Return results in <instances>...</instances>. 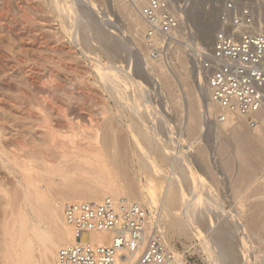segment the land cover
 I'll list each match as a JSON object with an SVG mask.
<instances>
[{
    "label": "bare ground",
    "instance_id": "1",
    "mask_svg": "<svg viewBox=\"0 0 264 264\" xmlns=\"http://www.w3.org/2000/svg\"><path fill=\"white\" fill-rule=\"evenodd\" d=\"M109 2H111V5L113 6L117 4L115 0H109ZM80 3L83 5V9L86 12L85 14L87 15V17L95 14L97 15V18H99L101 23L108 25L111 19L107 15H102L99 8H97V6L92 0H68L67 2L65 0H53L52 2L53 7L56 9V11L59 12V15L61 13H66L67 16V12H71L70 14L75 15L73 14L74 9L76 5ZM120 5L122 6L120 8H122V11L124 12L125 16L128 18L130 23L132 22V27H135V29L137 28V32H135V34L139 33L140 31L141 35V32L143 33L144 31V25L137 12V9L135 7H132L131 9L123 3H120ZM186 12L187 11L179 12L180 17H183V14H186ZM70 14L69 17L71 18ZM262 17L259 15V17L255 19L252 29L257 33L264 34V31H262L264 30V18ZM204 24L198 34L200 35V38L203 41L207 42L212 38V34L209 28L206 27V25ZM114 34L116 35V33L108 29L105 32L104 36L108 39L113 38L112 35ZM130 35L133 36L134 34H128L127 37H130ZM132 36L130 39H132ZM119 38L122 37H117V39ZM123 39L125 38H122L121 42L123 41ZM130 39L128 38V40ZM20 40L21 39H19V41ZM72 41V44L74 43L79 48V42L81 41V39L80 37H78L77 34L73 36ZM117 41L116 38H113V42H111L106 48L107 53L119 48L121 42H119V44ZM134 41L135 40L133 39L132 43ZM140 41L142 42L143 48L141 46L138 49L136 48L137 55L139 58L138 65L141 67L143 72L145 71L144 75H146V78L151 84V93H149L148 88H146L144 84H141L140 80H136L134 78L133 74L123 70L126 69V67L120 69L114 64L103 65L100 64V62L94 63V67H96L98 77L101 83L103 84V87L105 88L106 92H108L111 98L115 99L116 104L117 102L122 104L124 108L128 111V113H130V120L128 119L129 121H127L126 123L124 122V114L119 115L118 120H120V122L125 126V128L122 129L121 126L122 130H120V128L116 129L115 127L117 125L114 126V122H112L114 125L111 123V125H108V123L111 122V117L108 116L109 118L107 122H109L107 123V127L109 134H106V137L103 135L104 137L101 138L98 134H92L93 131L91 132L90 136L88 135L89 133L87 135L85 133V135L83 136L84 132L81 133L82 130L79 131L80 135L78 132L76 133L75 131H72L71 133L75 132V134L68 135V138L70 139L67 138L66 134L64 135L66 136V141H60V143L65 142L67 144H60L61 146H58L59 141L56 142V140H53V135L51 137L50 134V131L51 133H53L54 129L53 132L52 130L47 131V127H49L47 126L46 131L50 136L47 134V138V135L45 136L43 132L41 133H43L46 140L49 139V141L46 142L47 144L51 142L50 140L52 139V145L50 146V148L48 147L49 151L51 150V147H53L51 151H53V149L54 151L58 150L57 152H55V155L52 154L54 158H51V160L53 161L46 158V156L44 157L43 154L46 153V151L42 148L41 149L43 150V152L45 151L43 154L40 149L39 151H37V149L35 153L26 152L28 150L25 151V148H21L17 151L18 153L11 154L13 157L4 155V151L0 150L1 164L6 169L8 174L16 179V186H19L20 189H18L19 194L15 193L12 195L10 194V192L8 193V189L4 190L1 189L3 187L0 188V194L2 193V196L4 195V200L6 198L8 203H10L11 201V203H13V201L15 203V205L12 204L15 207H11L5 213L4 219L0 225V264H39L37 262L31 261L33 254L32 251L35 245L34 243L37 241L36 239H39V237H42V235L47 236L48 232H50L48 234H53L54 238L52 237V242L50 243L49 247L45 249L46 258L45 256L40 257L45 258L47 262L46 264H58L57 251L59 250V248L74 241L72 232L66 226L63 219L64 205L75 202H100L106 198L114 200L124 199L129 202L139 204L141 206L143 204L149 210L150 214H157L162 224L165 244L169 251L174 254L177 264L186 263L183 261V256L179 254L175 247L176 239L185 240L188 243H191V246L189 247L195 249L198 248L199 251L203 252L206 256L207 264H240L238 254L233 246L234 244L229 241L230 238L227 236V232H225L224 228L222 229L221 227H218L219 223L217 225L218 218H220L221 216H224V219H226L225 223H227L226 226L228 225L229 228L231 227V230L233 231V235H231V237L235 235L234 237H237L236 240L239 241L240 245L246 246L247 242L249 243V240L252 236L256 237L254 235H258L257 233L264 235V222L260 224V227L261 225H263L261 228L258 226L259 229H257L258 227L254 225L256 221L254 222L253 212L257 210L258 207L255 210H252V206L250 207L249 205V207L251 208L250 209L247 205H245L247 209L244 206L245 209H243L246 211H242V205L235 203L236 206L233 209H231L230 211H226L224 206L225 204L222 205L217 200V198H214L213 196L209 195L210 197H208V194L212 195V188H210L211 185L209 186L206 179L199 175V173L192 164L193 162H191L190 158H188L187 153L185 151L180 150L181 148L179 149V147L177 146L179 142H177V140L175 141L173 137L172 127L170 126L171 123L169 124L170 120L168 119L167 121L165 119V116L160 113V109H158V106L155 103L153 104L151 100L149 101V99L146 98L150 94V97L153 96L157 99L166 98L168 95V97L171 99L170 102L173 105L178 106V110H180V112L182 113V119L184 120V123H187L186 127L189 128L191 131L193 130L194 133H196L195 131H198V134L201 135L206 130V128H208L209 124H212L208 120H201V118L204 119L203 116L205 115L213 116L216 111L215 107L210 103L208 95L203 88V78L197 72V70L194 69L193 65L190 62V65H188L189 67L187 66L186 61L183 60L185 56H182V62H179L180 65L178 63V66H174L173 70H169L163 67L156 61L149 60L144 49L142 35ZM86 42L88 43V41ZM123 45L125 46L126 44ZM194 47L200 49L198 44ZM82 53L87 56V52L82 50ZM91 61H94V59L92 58ZM190 76L195 78V87L191 85L194 87V91H189L188 85L186 84V80H188V77ZM37 85L40 86L39 83ZM168 97L167 101H163V103L166 104L165 106L167 111H169L170 106ZM103 105L105 104L103 103ZM91 112L93 111L91 110ZM41 113L42 111L40 112V114ZM257 116L258 124L255 128V132L252 131L253 134H246L242 130L243 123H245L242 119L229 118L222 124L214 125L217 134L220 135L222 132L225 133L227 140V143L225 141L226 145H232L234 147L237 159L243 164V167H241L243 168L242 171L246 175L250 173V177H252L251 174H254L253 172H255V170L259 169L260 166L264 164V111L258 112ZM101 122H103V120ZM160 123V126L162 128H165V135L161 134V131L163 130H159L160 127H158V125ZM85 125L86 124H84L83 126ZM103 126L101 125L99 127L103 128ZM89 128H91V126ZM78 129H80V127H78ZM86 131L88 132V130ZM118 131H122V133L125 132L124 137L119 136L120 138H123L122 141L117 135ZM194 133L193 135H195ZM198 134L196 133L197 136ZM223 135L224 134H222V137H224ZM222 140H225V137L222 138ZM119 141H121V143H119ZM44 146L47 148L48 145ZM35 147L37 148V146ZM217 148L218 147L215 146V152L220 147L218 149ZM199 151L200 152L198 156H200L202 159L204 153L201 150ZM232 151L234 154L233 149ZM218 152H220V149ZM51 153H49V155H51ZM224 154L223 159L221 158L224 161L223 164L225 163ZM52 155L51 157H53ZM119 159H129L132 163L131 166L133 165L135 166V168L137 167V169H134L132 166L129 169L132 168V171L136 170L135 172L136 174H138L139 177L142 176L143 179L145 178V183H141L140 181L133 182L128 179L125 180V178L129 174L127 172L128 168H126V170L125 168H122ZM162 165L168 167V172H165V170L162 168ZM225 165L226 164H224V166ZM227 165L229 166L230 164L228 163ZM221 167L224 168L222 165ZM132 179L133 178H131V180ZM213 180L216 181L215 179ZM252 184L250 182V185L248 186H252ZM263 185L264 184H260L261 187H263ZM248 189L250 188L248 187ZM261 189L259 190L261 191ZM251 196H253V194ZM256 197L264 199V192H259L258 195L256 194ZM236 199L238 200V198ZM237 200H235L234 202H237ZM240 200H242V198ZM263 202L261 201V203ZM260 209L261 208H259V210ZM226 236L229 239H227ZM83 238L84 241L88 240L94 245H106L110 242L111 235L109 233H92L89 236H85ZM194 240L198 241L197 248L195 247V244H192ZM185 246L187 247L188 245Z\"/></svg>",
    "mask_w": 264,
    "mask_h": 264
},
{
    "label": "rangeland",
    "instance_id": "2",
    "mask_svg": "<svg viewBox=\"0 0 264 264\" xmlns=\"http://www.w3.org/2000/svg\"><path fill=\"white\" fill-rule=\"evenodd\" d=\"M65 1L67 2L68 0ZM92 1L97 6V8H99L102 15H107L111 19L108 25L101 23V21L99 20V18H97V15L95 14L87 17V15L85 14L86 12L84 11L83 5L81 3L76 5L73 12V14L75 15L70 14L71 12H67L68 13L67 16L66 13L65 14L61 13L59 15V12L56 11V9L53 7L52 4L53 0H0V64H1L0 65V101H1L0 102V150L4 151V155L10 157L12 156L11 154L18 153L17 151L20 150L21 148H25V151L28 150L26 152H35V153L37 149H38L37 151H39L40 149L42 154L45 151L46 153L48 152L47 154L44 153L43 155L44 157L46 156V158L51 160V158L52 159L54 158L52 154L55 155V152H57L58 150L54 151L53 149V151H51L53 148L51 147V150L49 151V148L52 145L51 143L52 139L50 140L51 142H49L48 144L46 143L47 141H49V139L48 140L45 139V136L48 134L47 132L48 130L49 131L52 130L53 132L54 129L53 133L55 134L51 133V131L50 134L51 137L53 135L54 138L53 140H56V142L59 141L58 142L59 145L57 144L58 146H61L60 144H67L65 142L60 143V141L62 140L66 141V136L68 138V135L75 134V132L76 133L78 132L80 135L79 131L81 130H82L81 133L84 132L83 136L85 135V133L86 135L89 133L88 135L90 136L91 132L93 131L92 134L94 133L98 134L102 138L106 134L107 135L109 134L107 127V123L109 122V121L107 122L109 118L108 116L111 117L110 119L111 122H109L108 125L110 123L113 124L112 122H114L115 125L114 124L113 125L114 126L117 125L115 127L116 129L120 128V130H122L123 128H125V126L120 122V120H118L119 115L124 114L123 115L125 117L124 122L126 123L127 121L130 120L129 119L130 113H128V111L124 108L122 104L117 102V104L119 105L118 106L116 104L115 99L111 98L108 92H106L105 88L103 87V84L101 83L98 77V74L96 72V67H94L95 62H100V64L103 65L114 64L120 69L126 67V69L123 70L133 74L136 80H140L141 84H144L146 88H148L149 93L152 92L151 84L146 78V75H144L145 71L143 72L141 67L138 65L139 58L137 55V49L140 46L143 48L142 42L140 41L142 32L141 35H140V31L139 33L135 34V32H137L136 31L137 28L135 29V27L134 28L132 27L133 26L132 22L130 23L128 18L125 16L124 12L122 11V8H120L122 7L120 3L115 1L117 4L113 6L111 5V2H109V0H92ZM225 1L226 0H193L186 14H183L184 29H182L183 33L181 32L182 38L180 35V39H179L181 40L180 47L177 48V51L174 54L175 56L174 66L176 65L178 66V63L182 62L183 59L182 56L186 57L187 60L185 59V57L183 60L186 61L187 66L190 65L187 55L191 54L188 51L190 50V48H194L195 45L198 44L201 50H205L209 48L213 39V35L216 30V18L218 16L219 9L221 8L222 4ZM235 1L242 5L249 6L254 12L255 19L258 18L259 15L261 17L263 16L262 18H264V0H235ZM123 4L132 9L130 5H127L125 3ZM69 14L71 15V18L69 17ZM10 20L13 24L10 22ZM203 24L209 28L212 34V38L207 42L203 41L200 38V35L198 34L200 32V29H202ZM108 29L116 33V35L114 34L112 36L113 38H116V41L119 40L117 41L118 43L121 42L122 38L126 39V40L123 39L121 44L119 43L120 46L118 49L113 50L109 53L106 52L107 51L106 48L109 46L111 42H113V38H108V39L105 38L104 34ZM74 33L77 34L78 37H80L81 39V41L79 42V48L74 43L72 44L73 36L75 35ZM127 33L134 34L135 37L134 35L133 36L130 35V37H127L128 36ZM116 36L117 37L121 36L122 38L117 39ZM131 36L132 39H130ZM128 38L130 40H128ZM19 39H21L22 41L21 40L19 41ZM133 39L135 41L132 43ZM85 40L88 41L89 44ZM123 44L126 45L124 46ZM82 50L87 52V56H85L82 53ZM92 58L94 59V61H91ZM173 69L174 68H172V70ZM193 78L194 77L190 76L188 77V80H186V84L188 85L189 91L190 90L194 91L195 78L194 79ZM38 83L41 87L37 85ZM84 83L86 84V86ZM191 85H193L194 87ZM88 93L90 94V96ZM150 95L146 98L149 99V101L151 100L153 104L155 103L158 106V109H160V113L165 116V119L167 121L168 119L170 120L169 124L171 123L170 126L172 127L173 137L175 141L177 140V142H179L177 144L179 149L181 148L180 150L185 151L187 153L188 158H190L191 162H193L192 164L199 173V175L206 179L209 186L211 185L210 188H212L211 189L212 195L208 194V197L213 196L214 198H217V200L222 205L225 204L224 206L226 211H230L231 209H233L236 206L235 203L242 205V211H246L244 210L246 208L245 205H247L248 207L249 205L250 207L252 206V210L253 209L255 210L258 207L257 210L254 211L255 213L253 212V215H254V222L256 221L254 225L260 227V224L264 222V210H263L264 199L257 198L256 194L258 195L259 192L260 193L264 192V185L263 187L260 186V184L261 185L264 184V177H263L264 164L261 165L259 169L255 170V172H253L254 174H251L252 177H250V173L246 175L242 171L243 168L241 167H243V164L237 159L234 147L232 145H228V146L226 145L227 140L224 132H222L220 135L216 133L217 131L215 130V126H214L215 124L213 123L209 124L208 128H206V130L204 131L205 133L203 132L201 135L198 134V131H195L198 134L197 136L196 133L193 132V130L191 131L189 128L186 127L187 123H184V120L182 119L181 116L182 113L180 112V110H178V106L173 105L170 102L171 99L168 97V95L167 97L169 98V102H170L169 111H167L166 109L165 106L166 104L163 103V101L168 100L167 97L157 99L154 98L153 96L150 97ZM103 103L105 105H103ZM59 106H61L62 108ZM91 110L93 112H91ZM41 111L42 113L40 114ZM63 112L65 113V115ZM102 120L103 122H101ZM201 120L204 119L201 118ZM84 124L86 125L83 126ZM101 125L102 126L104 125L103 126L104 129L102 127H99ZM160 125L161 123L158 125V127H160L159 130L160 131L163 130L161 131L162 132L161 134L165 135L164 133L165 128L163 127L164 128L163 129ZM77 126L80 127V129H78ZM90 126L92 129L89 128ZM46 127H47V131H46ZM86 130H88V132ZM242 130L246 134L249 133L253 134L252 131L255 132V129H249L245 123H243ZM72 131L75 132L71 133ZM41 132H43L45 136ZM56 133L59 135H57ZM193 133L195 135H193ZM124 134L125 132L122 133V131L121 132L118 131L117 133L118 137L119 136L124 137L125 136ZM222 134H224L223 136L225 137V140H222V138H224L222 137ZM89 136H85V137H89ZM58 137H60L61 139ZM120 139L122 141L123 138ZM121 141H119V143H121ZM42 145L43 146L48 145L47 148L48 147L49 148L47 149L45 146L43 147ZM35 146H37V148ZM215 146H217L218 148L220 147L219 148L220 152H218L219 151L218 148H217L218 150L215 152ZM41 148L45 151L43 152ZM231 148L234 150V154ZM198 149L203 151L205 155V156L203 155L202 159L200 156H198L200 152ZM223 150L226 155L223 153ZM49 153H51L53 157H51ZM223 154L225 159L224 164H226L225 165L226 167L224 166L223 164L224 161L222 160ZM228 163L230 164L229 166L227 165ZM120 164L122 168H125V170L126 168H128L127 172L129 174L127 173L128 178L126 177L125 180L128 179L133 182L140 181L141 183H145V178L143 179L142 176H141L142 178L139 177L138 174H136L135 172L136 170L135 171L133 170L134 171L133 172L131 170L132 168L129 169L130 167L133 166V165L131 166L132 163L129 159L120 160ZM221 165L224 168H222ZM227 167L230 169H228ZM133 168L137 169V167L135 168V166H133ZM162 168L165 170V172H168L167 166L162 165ZM130 170L132 173L130 172ZM261 174H262V178H261ZM131 178L135 180L133 179L131 180ZM213 179H215L216 181H214ZM250 182L251 184L253 183L252 186H248L250 185ZM16 185H17L16 179L8 174V172L0 162V188L3 187L1 189L4 190L8 189L7 190L8 193L10 192V194L13 195L15 193H18L20 190L19 186ZM247 186L250 189H248ZM259 189H261L262 192ZM251 193L253 194V196H251L252 195ZM0 195L2 196V193ZM1 196H0V225L4 219L5 213L11 207L12 208L15 207L14 201L13 203H11L12 201L8 203L6 198L4 200V195L2 196V198ZM236 198H238V200ZM239 198L240 199L242 198V200H240ZM235 200H237L238 203L234 202ZM261 201L263 203H261ZM10 204L11 205L14 204V205L11 206ZM142 207L148 210L143 204ZM259 208H261L262 210L261 209L259 210ZM218 221H217V225L219 223L218 227H221L222 229L224 228L225 232H227V236L230 238L229 239L226 236L227 239H229V241H231V243L234 244L233 246L238 254L240 264L241 263L264 264L263 234L257 233L258 235H254L256 237L252 236L251 239L249 240V243L247 242L246 246H243L239 244L238 240H236L237 237H234L235 235L231 237V235H233L232 234L233 231L231 230V227L229 228L228 225L226 226L227 223H225L226 219H224V216L218 218ZM262 226L263 225H261V227ZM259 227L257 229H259ZM48 233L47 236L42 235V237H39L40 240L38 238L36 239L37 241L35 240L36 242L34 243L35 245L33 247L34 249L32 251L33 254L31 261L37 262L39 264L47 263L45 260L46 258L45 249L49 247L50 243L54 238L53 234H48ZM193 242L192 244L193 245L195 244L196 245L195 247L197 248L198 241L194 240ZM185 245H188L187 246L188 249ZM189 246H191V243H188L185 240H179V239L175 240V247L179 252V254L183 256V261L186 264H207L206 256L204 255V253L199 251L198 248L195 249ZM40 256H45V258Z\"/></svg>",
    "mask_w": 264,
    "mask_h": 264
},
{
    "label": "built area",
    "instance_id": "3",
    "mask_svg": "<svg viewBox=\"0 0 264 264\" xmlns=\"http://www.w3.org/2000/svg\"><path fill=\"white\" fill-rule=\"evenodd\" d=\"M135 7L144 25L142 40L149 60L172 70L180 47L183 17L193 0H115ZM253 10L226 0L216 18L209 48H190L188 60L204 80L216 111L204 116L214 124L242 119L249 129L264 111V34L254 32ZM63 219L73 242L57 251L58 264H177L165 244L159 216L139 204L106 198L65 204ZM109 233L110 242L94 245L85 236Z\"/></svg>",
    "mask_w": 264,
    "mask_h": 264
}]
</instances>
